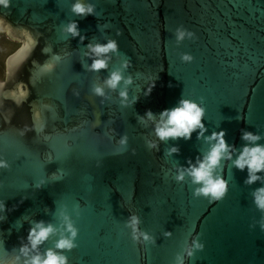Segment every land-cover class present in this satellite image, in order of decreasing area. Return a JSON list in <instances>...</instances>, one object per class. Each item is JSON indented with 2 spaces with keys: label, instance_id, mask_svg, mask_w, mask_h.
<instances>
[{
  "label": "water",
  "instance_id": "95a60500",
  "mask_svg": "<svg viewBox=\"0 0 264 264\" xmlns=\"http://www.w3.org/2000/svg\"><path fill=\"white\" fill-rule=\"evenodd\" d=\"M0 30L20 42L0 78V264L49 249L67 264H264V170L248 183L235 165L244 145H264V0H8ZM110 40L93 70L89 45ZM181 99L204 108L207 130L160 140V114ZM221 130L232 155L213 170L227 184L216 197L187 170ZM41 221L54 232L33 248Z\"/></svg>",
  "mask_w": 264,
  "mask_h": 264
},
{
  "label": "clouds",
  "instance_id": "9594fccd",
  "mask_svg": "<svg viewBox=\"0 0 264 264\" xmlns=\"http://www.w3.org/2000/svg\"><path fill=\"white\" fill-rule=\"evenodd\" d=\"M8 0H0V4H7ZM73 11L78 15H88L93 12L92 6H86L81 2H77L73 5ZM66 31L72 33L74 36H78L79 29L78 23H70ZM184 36L183 32L179 33L178 38L182 39ZM83 39V37H81ZM91 51L98 57L91 65L93 70H100L107 67V61L101 57L102 54L108 53L111 50H116L118 45L114 40H110L107 44H96L89 45ZM185 60H190L191 57L186 55ZM122 80V74L119 71H115L106 81V84L115 89L120 81ZM130 82V81H129ZM154 87V84L151 86ZM149 89V93L151 91ZM95 92L99 95H103V89L96 87ZM122 96H126V92H121ZM204 108H202L196 101L190 99H181L179 105L171 108L164 109L160 114V121L156 125V135L160 140H166L168 138L184 137L190 139L192 133L196 129H201L200 135L203 136L204 131L207 129L203 124ZM149 119H154V114L151 109L147 110L146 113ZM242 138L246 141H258L261 137L258 134H254L251 131H243ZM209 141L215 140L213 144L204 156L203 160H198V166L192 165L187 171L192 176L195 183H203V187L198 191L203 192L205 195L211 193L212 195L219 197L226 191V181L223 179H216L213 176V170L217 167L222 157L227 153L228 158H231L232 152L230 146L226 140V130L219 132H213L210 137H207ZM123 142V141H122ZM155 147V144H153ZM172 152H178L179 149L174 147L171 149ZM235 165L243 170L247 167L249 171V177L247 182L252 183L259 179L256 175L257 172L264 170V145L260 144H246L243 147V151L239 157L235 160ZM184 172L182 171L177 179L182 180ZM257 203L261 208H264V188L258 190ZM138 224L136 217L132 218L131 225L135 231ZM68 230L72 233V237L76 236V229L72 223L68 222ZM54 232L52 225L45 226L43 221L39 222L35 228H32L29 232L28 239L31 241L32 247L36 248L43 241L47 240L49 235ZM147 239V236H145ZM74 247L73 239L61 238L56 243L58 249H71ZM22 251L27 252V246ZM30 264H67V257L55 252L53 249H49L46 256L43 258L40 255L32 257Z\"/></svg>",
  "mask_w": 264,
  "mask_h": 264
},
{
  "label": "rangeland",
  "instance_id": "374dc122",
  "mask_svg": "<svg viewBox=\"0 0 264 264\" xmlns=\"http://www.w3.org/2000/svg\"><path fill=\"white\" fill-rule=\"evenodd\" d=\"M19 46L20 42L11 41L7 38L5 33L0 32V78L5 76L7 57L12 54Z\"/></svg>",
  "mask_w": 264,
  "mask_h": 264
},
{
  "label": "flooded vegetation",
  "instance_id": "af4514ba",
  "mask_svg": "<svg viewBox=\"0 0 264 264\" xmlns=\"http://www.w3.org/2000/svg\"><path fill=\"white\" fill-rule=\"evenodd\" d=\"M0 32L5 33V35L7 36V38L10 39L11 41H17V40H15V39H12V38H11L6 32L1 31V30H0ZM18 42H19V41H18ZM5 73H6V68H5ZM4 77H5V76H4ZM4 77H3V78H4Z\"/></svg>",
  "mask_w": 264,
  "mask_h": 264
}]
</instances>
